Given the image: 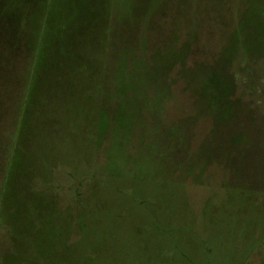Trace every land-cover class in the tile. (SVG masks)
Listing matches in <instances>:
<instances>
[{"label": "rangeland", "instance_id": "1", "mask_svg": "<svg viewBox=\"0 0 264 264\" xmlns=\"http://www.w3.org/2000/svg\"><path fill=\"white\" fill-rule=\"evenodd\" d=\"M0 264H264V0H0Z\"/></svg>", "mask_w": 264, "mask_h": 264}]
</instances>
